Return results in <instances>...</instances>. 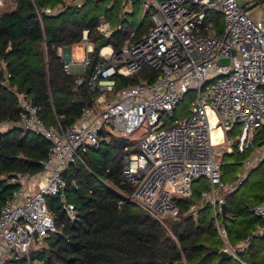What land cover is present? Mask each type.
Wrapping results in <instances>:
<instances>
[{
  "label": "built area",
  "instance_id": "obj_1",
  "mask_svg": "<svg viewBox=\"0 0 264 264\" xmlns=\"http://www.w3.org/2000/svg\"><path fill=\"white\" fill-rule=\"evenodd\" d=\"M123 8L127 11L126 5ZM142 8L151 27L138 39L135 32L129 34L118 50L93 43L87 29L71 45L81 48L80 58L73 52L64 56L71 46L57 48L64 72L76 75L77 84L84 82L89 92L97 94L92 105L81 109L76 122L64 125L56 118L47 125L31 101L18 95L19 116L15 121L7 117L5 123L43 136L50 145L47 157L38 161L40 170L6 176L12 190L0 207V264H16L28 257L33 246L56 231L47 197L59 196L63 211L75 220L64 175L77 162L89 169L81 154L108 143L113 135L127 137L141 126L145 133L133 144L135 151L123 157V178L133 184L132 191L126 193L98 180L119 195L118 205L130 201L164 224L166 216L177 213L172 196L190 195L193 182L206 177L212 191H201V198L213 207L222 248L237 257L218 215L222 193L239 186L264 159V138L247 154L264 128V23L253 18L239 0H142ZM60 11L46 7L37 13L40 19L41 13ZM209 11L223 15L222 31L216 32L214 23L205 20ZM119 28L101 21L96 29L107 38ZM222 58L228 62L220 63ZM143 66L159 72L154 81L141 80L115 91V76L132 75ZM190 89L197 90V98L189 116L170 124L173 110ZM232 147L244 156L243 170L223 187L220 156L232 153ZM71 185L76 187L74 181ZM197 211V207L190 209L194 217ZM250 211L262 220L254 236H264V200Z\"/></svg>",
  "mask_w": 264,
  "mask_h": 264
},
{
  "label": "trees",
  "instance_id": "obj_2",
  "mask_svg": "<svg viewBox=\"0 0 264 264\" xmlns=\"http://www.w3.org/2000/svg\"><path fill=\"white\" fill-rule=\"evenodd\" d=\"M92 1L94 6L87 7ZM100 1H3L0 5V124L7 117L17 120L19 94H24L31 101L47 125L54 124L56 118L64 125L72 124L78 120L83 107L92 105V97L97 94L89 92L84 82L77 84L76 75L64 72L57 48L78 43L83 30L87 29L88 38L93 43L110 44L114 49H120L129 37L124 30V19L120 18L116 24L120 25L117 31L110 37H103L96 29L98 24L112 20L106 14L109 8L100 11ZM7 2L8 6L3 7ZM46 7L61 8V11L41 13L39 19L37 10ZM205 20L214 21L210 11ZM148 25L141 35H136V39L147 33L151 23ZM158 74V71L143 66L132 75L115 76V91L141 80L154 81ZM263 138L264 128H260L250 150L258 148ZM49 145L45 137L19 126L11 125L0 130V207L11 192L6 176L40 170L38 161L47 157ZM129 145L126 136L113 135L108 143L97 149L90 148L82 157L89 169L80 162L70 165L64 177L68 184L67 201L75 206V220H69L59 196L47 197L56 231L45 237L38 248L30 249L28 257L16 264H28V261L32 263L36 259L42 264L230 263L232 258L219 261L218 254L212 251L214 248L222 249V242L213 217L205 215L212 205L204 203L200 190L192 189L188 196H172L177 213L166 216L164 224L130 201L117 204L119 195L97 177L130 193L133 184L123 178L122 172L124 155L136 149L130 147L125 150ZM235 152L238 154L236 149L232 151ZM72 181L76 187L71 185ZM237 188L223 194L226 208L224 215L220 216V223L233 247L234 242L246 238H249V247L255 240L251 238L252 232L258 229L262 220L250 211L253 205L236 208L233 194ZM263 200L264 196L258 203ZM191 207H197L196 217L191 214ZM239 225L243 227L237 228ZM248 257L254 264L255 258L251 254Z\"/></svg>",
  "mask_w": 264,
  "mask_h": 264
},
{
  "label": "rangeland",
  "instance_id": "obj_3",
  "mask_svg": "<svg viewBox=\"0 0 264 264\" xmlns=\"http://www.w3.org/2000/svg\"><path fill=\"white\" fill-rule=\"evenodd\" d=\"M4 4L3 7L8 6V2ZM123 5H126L127 11H124ZM93 6H94L93 1L87 5V7H91V8ZM107 8L109 9L106 12V14L110 16L112 20V21H108L110 26L112 27L115 26L120 21V15H122L124 19V23H123L124 30L127 31L129 34L135 32L136 35L137 34L141 35V31H143V28L146 27V25L149 26L148 23L150 24V18L145 14L142 8V0H137L135 3L129 2L128 0H101L100 11L104 12ZM210 13L212 16V20H214L212 21L214 23V29L216 30V32L222 31L225 25L223 15L216 14L215 12H210ZM217 15H219L218 18H216ZM71 52H73L72 49ZM64 56L65 57L67 56L66 52H64ZM75 56L76 58H80L82 56L81 48H76ZM204 91H206V89H204ZM107 95L109 96L113 94H107ZM196 98H197L196 89H190L186 92L184 96H181L179 104L173 110L172 119L170 120L169 123L174 124V120L177 121L186 120L190 114L189 109L191 107V103L194 102ZM6 128H8V125L5 122L0 124L1 131L5 130ZM238 129H239V125L235 127V130L233 131L232 134L235 135L238 132ZM144 133H145V129L143 128V126H141L136 132L128 135L127 138L130 141V147L133 148L134 146L133 144H135L143 136ZM253 151L254 149L249 150L247 154H251ZM85 155L86 154H81L82 157H84ZM220 160L222 162L220 168V175L222 176L223 187H225L228 186V183L230 181L232 180L234 181L236 176L240 175V171L243 168L244 156L238 155L236 152L231 154L223 153L220 156ZM244 180H243L244 182L242 181L243 183L241 182L242 183L241 185L237 186L238 188L233 194V200L236 205V208L238 209L239 208L243 209L248 205H254L258 203L264 196V159L261 161L260 167L251 170ZM192 189H194L195 191L200 190V191L211 192L212 185L210 184L209 180L206 177H201L199 180L193 182ZM215 191L216 194H220V192H218V186H215ZM225 192L228 191H224L222 195L225 194ZM205 215L208 218H210V216L214 217L213 207L210 208L209 211H206ZM220 216L222 217V215L221 214L218 215L219 223H220ZM240 227L243 226L239 225L237 228ZM255 232L256 230L252 232V236H251V238H255V240L251 242L249 247L246 246L242 251H240V249L243 247L244 243H247L248 245L249 238L233 243L234 248L237 250L236 253L237 257L232 256L231 257L232 260L229 261L230 262L229 264H236L237 262H239L240 264H247V263L252 264L249 261V257H248V255L250 254L252 255L253 258H255L254 264H264V237L254 236L253 234ZM38 246H33L32 248L36 249L38 248ZM239 252H241V254ZM31 264H42V262L41 260L36 259Z\"/></svg>",
  "mask_w": 264,
  "mask_h": 264
},
{
  "label": "crops",
  "instance_id": "obj_4",
  "mask_svg": "<svg viewBox=\"0 0 264 264\" xmlns=\"http://www.w3.org/2000/svg\"><path fill=\"white\" fill-rule=\"evenodd\" d=\"M239 3L241 5L246 6V8L249 11V14L258 20H261L264 23V1L263 0H250L248 3H245V0H239ZM261 10V11H259ZM71 49L73 50V53L76 52V47L71 46L70 48H66L65 52L67 55L70 54ZM75 72L78 70V68L74 67ZM81 76V75H79Z\"/></svg>",
  "mask_w": 264,
  "mask_h": 264
},
{
  "label": "water",
  "instance_id": "obj_5",
  "mask_svg": "<svg viewBox=\"0 0 264 264\" xmlns=\"http://www.w3.org/2000/svg\"><path fill=\"white\" fill-rule=\"evenodd\" d=\"M137 0H130V2L135 3ZM220 63H227L228 59L226 58H222L219 60ZM225 208H226V204L223 202L221 204V214L224 215L225 213ZM215 254H218L219 256V261H223V260H229L232 256L225 250V249H221V248H214L212 250Z\"/></svg>",
  "mask_w": 264,
  "mask_h": 264
},
{
  "label": "bare ground",
  "instance_id": "obj_6",
  "mask_svg": "<svg viewBox=\"0 0 264 264\" xmlns=\"http://www.w3.org/2000/svg\"><path fill=\"white\" fill-rule=\"evenodd\" d=\"M27 131V130H26ZM127 181V180H126ZM127 201V200H126ZM220 209H221V205H220ZM264 237V236H263ZM223 249V248H222Z\"/></svg>",
  "mask_w": 264,
  "mask_h": 264
}]
</instances>
